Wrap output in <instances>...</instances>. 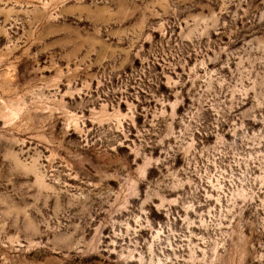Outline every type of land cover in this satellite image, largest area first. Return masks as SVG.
Instances as JSON below:
<instances>
[{
  "label": "rangeland",
  "instance_id": "1",
  "mask_svg": "<svg viewBox=\"0 0 264 264\" xmlns=\"http://www.w3.org/2000/svg\"><path fill=\"white\" fill-rule=\"evenodd\" d=\"M0 264H264V0H0Z\"/></svg>",
  "mask_w": 264,
  "mask_h": 264
}]
</instances>
